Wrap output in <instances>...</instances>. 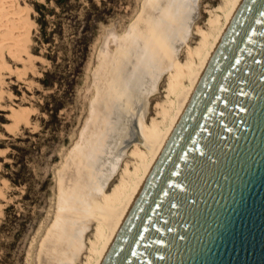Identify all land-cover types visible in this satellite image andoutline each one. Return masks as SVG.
<instances>
[{
	"label": "water",
	"instance_id": "water-1",
	"mask_svg": "<svg viewBox=\"0 0 264 264\" xmlns=\"http://www.w3.org/2000/svg\"><path fill=\"white\" fill-rule=\"evenodd\" d=\"M101 264H264V0H241Z\"/></svg>",
	"mask_w": 264,
	"mask_h": 264
},
{
	"label": "rangeland",
	"instance_id": "rangeland-1",
	"mask_svg": "<svg viewBox=\"0 0 264 264\" xmlns=\"http://www.w3.org/2000/svg\"><path fill=\"white\" fill-rule=\"evenodd\" d=\"M19 1L29 7L26 50L20 51L23 60L7 58L13 72H0V264H41L43 243L60 211V173L76 144L82 143L91 116L100 51L105 43L111 51L116 49L117 41L109 30L127 33L146 0ZM222 3L193 0L187 41L174 40L178 57L186 58V45L200 39L194 34L195 27L206 24L211 16L208 12ZM87 23L93 26L86 30L94 32L93 39L84 66L76 73L82 55L80 38ZM167 74L164 71L131 92V116L126 110L127 100L115 111L112 120L117 128L107 140L104 152L108 151L99 172V185L104 190H110L119 180L126 152L136 141L134 117L140 113L149 121L155 115V105L167 100ZM13 110L19 112L18 120L11 115ZM112 165L116 166L114 171ZM85 208L88 210L89 204ZM96 224L92 216L78 222L83 249L77 264L86 261ZM59 261L75 264L68 259Z\"/></svg>",
	"mask_w": 264,
	"mask_h": 264
},
{
	"label": "bare ground",
	"instance_id": "bare-ground-1",
	"mask_svg": "<svg viewBox=\"0 0 264 264\" xmlns=\"http://www.w3.org/2000/svg\"><path fill=\"white\" fill-rule=\"evenodd\" d=\"M192 2L146 0L141 15L127 33L109 30L117 47L111 51L105 43L100 51L91 116L82 133V143H75L60 173V211L41 247V264H59L62 259L77 264L83 242L76 227L80 219L89 216L97 224L94 239L89 238V254L84 264H101L105 258L241 0H223L214 10L207 11L211 16L206 24L197 25L194 30L200 39L194 45H186V58L182 60L176 55L174 40L187 41L185 32L193 16ZM28 33L29 7L22 6L19 0H0V72L14 71L8 57L23 60L20 51L26 50ZM164 71L168 72L167 100L155 105V115L149 121L142 115L135 120L139 138L126 152L117 183L104 190L99 185V172L104 166L102 157L108 151L104 152L107 140L117 128L112 120L115 111L127 100L126 110L131 113V92ZM11 115L18 120V111ZM110 169L114 171L116 166ZM87 204L89 211L85 208Z\"/></svg>",
	"mask_w": 264,
	"mask_h": 264
},
{
	"label": "trees",
	"instance_id": "trees-1",
	"mask_svg": "<svg viewBox=\"0 0 264 264\" xmlns=\"http://www.w3.org/2000/svg\"><path fill=\"white\" fill-rule=\"evenodd\" d=\"M96 22V21H95ZM87 25V29H85L84 31H83V35H82V37L80 38V40H81V49H80V51H82L81 52V54L82 55H80L79 56V58H78V67H77V69L75 70L76 71V73H79V72H81V69L83 68V66H84V63H85V59H86V57H87V51H88V48H89V44H90V42H91V39H93L91 36L93 35V31H91L90 33H88L87 31L89 30V29H91L92 27H90L89 26V23H87L86 24ZM87 30V31H86ZM86 32V33H85ZM75 73V74H76ZM74 84H75V82L73 83V86H74Z\"/></svg>",
	"mask_w": 264,
	"mask_h": 264
}]
</instances>
